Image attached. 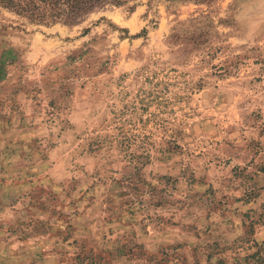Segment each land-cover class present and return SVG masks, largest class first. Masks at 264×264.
<instances>
[{"label":"rangeland","instance_id":"1","mask_svg":"<svg viewBox=\"0 0 264 264\" xmlns=\"http://www.w3.org/2000/svg\"><path fill=\"white\" fill-rule=\"evenodd\" d=\"M6 48L0 126L45 127L34 187L0 190V264H264V0L0 6Z\"/></svg>","mask_w":264,"mask_h":264},{"label":"trees","instance_id":"2","mask_svg":"<svg viewBox=\"0 0 264 264\" xmlns=\"http://www.w3.org/2000/svg\"><path fill=\"white\" fill-rule=\"evenodd\" d=\"M111 1L120 4L124 0H0V6L37 24L64 22L74 24L100 4ZM15 58V50L6 48L0 55V80L5 75V64ZM140 167V166H139ZM138 169V165L134 166Z\"/></svg>","mask_w":264,"mask_h":264},{"label":"crops","instance_id":"3","mask_svg":"<svg viewBox=\"0 0 264 264\" xmlns=\"http://www.w3.org/2000/svg\"><path fill=\"white\" fill-rule=\"evenodd\" d=\"M45 126L34 125L33 127L24 126L21 122L17 126H0V190L11 189L12 193H22L24 190H31L34 187L35 178L27 175L22 166V147L21 142L34 139L38 131ZM16 143L18 150H13ZM54 150H52L53 152ZM50 152V154L52 153ZM26 176V179L23 176Z\"/></svg>","mask_w":264,"mask_h":264}]
</instances>
